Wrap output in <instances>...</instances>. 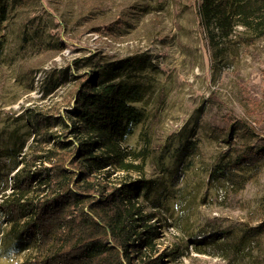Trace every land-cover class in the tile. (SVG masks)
I'll use <instances>...</instances> for the list:
<instances>
[{"label":"rangeland","instance_id":"obj_1","mask_svg":"<svg viewBox=\"0 0 264 264\" xmlns=\"http://www.w3.org/2000/svg\"><path fill=\"white\" fill-rule=\"evenodd\" d=\"M200 3L9 0L0 33V201L36 137L29 112L67 117L80 75L128 59L121 78L140 85L134 105L144 116L124 146L149 154L140 173L111 169L108 178L153 181L139 204L157 212L155 255L177 246L184 253L168 264H264V164L254 173L232 169L250 176L240 189L210 174L222 161L238 162L243 147L261 146L264 36L246 42L255 32L241 25L227 37L210 32ZM51 132L75 140L61 124ZM49 145H39L36 168L48 166ZM7 227L0 216V235ZM21 246L8 256L0 238V264H22L29 238Z\"/></svg>","mask_w":264,"mask_h":264},{"label":"trees","instance_id":"obj_2","mask_svg":"<svg viewBox=\"0 0 264 264\" xmlns=\"http://www.w3.org/2000/svg\"><path fill=\"white\" fill-rule=\"evenodd\" d=\"M8 5L9 0H0V33ZM199 5L200 22L210 32L216 29L227 37L241 25L255 32L246 42L264 36V0H201ZM3 43L0 38V57ZM106 65L79 76L67 117L29 112L36 137L28 154L15 160L10 191L0 201V216L8 224L0 235L4 253L19 251L28 238L31 242V253L22 264H168L184 253L176 246L155 255L157 212L139 204L140 196L150 192L151 179L108 178L111 169L140 173L149 153L148 148L124 146L144 116L134 105L143 96L140 85L121 78L124 67L133 64L122 59ZM57 124L75 140L51 132ZM227 131L226 142L231 143V128ZM259 140L261 146L241 149L238 162L213 166L211 179L242 188L250 176L232 169L246 167L254 173L264 164V136ZM41 143L50 144L43 159L48 166L36 168Z\"/></svg>","mask_w":264,"mask_h":264}]
</instances>
